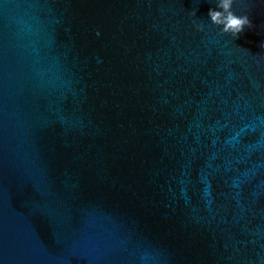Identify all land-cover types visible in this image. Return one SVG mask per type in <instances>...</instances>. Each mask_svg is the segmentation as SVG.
<instances>
[{
  "label": "water",
  "instance_id": "obj_1",
  "mask_svg": "<svg viewBox=\"0 0 264 264\" xmlns=\"http://www.w3.org/2000/svg\"><path fill=\"white\" fill-rule=\"evenodd\" d=\"M218 3L0 0V264H264V0Z\"/></svg>",
  "mask_w": 264,
  "mask_h": 264
},
{
  "label": "clouds",
  "instance_id": "obj_2",
  "mask_svg": "<svg viewBox=\"0 0 264 264\" xmlns=\"http://www.w3.org/2000/svg\"><path fill=\"white\" fill-rule=\"evenodd\" d=\"M232 4L233 0H219L217 8H209L208 14L214 23L223 25L219 30L220 33H230L232 36H236L245 27L252 28L253 25L248 14H235L231 10ZM190 15L195 17V10H192ZM193 25L198 31H202L204 28V25L199 23L197 19L193 20ZM96 35H100L99 30H97ZM259 46L261 49H264V40L260 41Z\"/></svg>",
  "mask_w": 264,
  "mask_h": 264
}]
</instances>
